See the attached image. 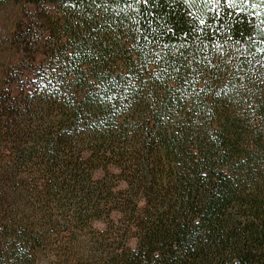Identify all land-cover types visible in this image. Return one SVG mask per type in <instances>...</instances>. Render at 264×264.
Segmentation results:
<instances>
[{
  "label": "trees",
  "instance_id": "obj_1",
  "mask_svg": "<svg viewBox=\"0 0 264 264\" xmlns=\"http://www.w3.org/2000/svg\"><path fill=\"white\" fill-rule=\"evenodd\" d=\"M39 249L264 264V0H0V264Z\"/></svg>",
  "mask_w": 264,
  "mask_h": 264
},
{
  "label": "rangeland",
  "instance_id": "obj_2",
  "mask_svg": "<svg viewBox=\"0 0 264 264\" xmlns=\"http://www.w3.org/2000/svg\"><path fill=\"white\" fill-rule=\"evenodd\" d=\"M29 9L33 8L32 6H29L28 7ZM96 226L98 228H102L103 227V224L98 222L96 223ZM129 245L131 246H135V239H131L129 241ZM37 264H59L55 261V259L49 255V254H46L44 253L43 251H41L40 249L37 251Z\"/></svg>",
  "mask_w": 264,
  "mask_h": 264
},
{
  "label": "snow or ice",
  "instance_id": "obj_3",
  "mask_svg": "<svg viewBox=\"0 0 264 264\" xmlns=\"http://www.w3.org/2000/svg\"><path fill=\"white\" fill-rule=\"evenodd\" d=\"M145 2H147V0H145ZM218 2H219V0H218Z\"/></svg>",
  "mask_w": 264,
  "mask_h": 264
}]
</instances>
